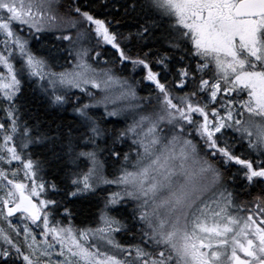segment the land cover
<instances>
[{
	"label": "snow or ice",
	"instance_id": "6c2138e0",
	"mask_svg": "<svg viewBox=\"0 0 264 264\" xmlns=\"http://www.w3.org/2000/svg\"><path fill=\"white\" fill-rule=\"evenodd\" d=\"M0 264H264V0H0Z\"/></svg>",
	"mask_w": 264,
	"mask_h": 264
},
{
	"label": "trees",
	"instance_id": "16d2710c",
	"mask_svg": "<svg viewBox=\"0 0 264 264\" xmlns=\"http://www.w3.org/2000/svg\"><path fill=\"white\" fill-rule=\"evenodd\" d=\"M69 59H71L69 57ZM36 111L34 114L38 115L39 118L43 121L51 122L52 120H56L57 123H64L68 125H73L76 122L75 116L70 113V110L67 108V110H62L59 114L55 113L54 111H45L43 108L40 107L39 104L36 105ZM102 111V110H101ZM112 119V118H110ZM54 127V125H53ZM107 127L112 128L113 125L111 123L107 124ZM119 127H123V125H119ZM124 150H127V147H124ZM54 178V177H53ZM99 195H103V193H99ZM98 204V201L95 197L82 200L77 205L78 214L75 218V223L83 226L85 223H91L95 219V211H96V205ZM121 241L126 240V237L119 236Z\"/></svg>",
	"mask_w": 264,
	"mask_h": 264
},
{
	"label": "flooded vegetation",
	"instance_id": "af4514ba",
	"mask_svg": "<svg viewBox=\"0 0 264 264\" xmlns=\"http://www.w3.org/2000/svg\"><path fill=\"white\" fill-rule=\"evenodd\" d=\"M68 109L70 110V113H71L72 115H74L73 112H72V109H71L70 107H68Z\"/></svg>",
	"mask_w": 264,
	"mask_h": 264
},
{
	"label": "rangeland",
	"instance_id": "374dc122",
	"mask_svg": "<svg viewBox=\"0 0 264 264\" xmlns=\"http://www.w3.org/2000/svg\"><path fill=\"white\" fill-rule=\"evenodd\" d=\"M117 239H120L119 236L117 237Z\"/></svg>",
	"mask_w": 264,
	"mask_h": 264
}]
</instances>
